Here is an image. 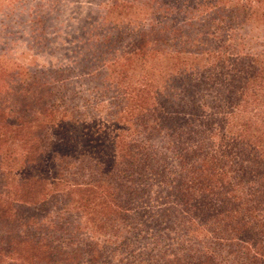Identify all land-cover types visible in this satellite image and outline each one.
Returning <instances> with one entry per match:
<instances>
[{
  "label": "trees",
  "instance_id": "trees-1",
  "mask_svg": "<svg viewBox=\"0 0 264 264\" xmlns=\"http://www.w3.org/2000/svg\"><path fill=\"white\" fill-rule=\"evenodd\" d=\"M259 12L264 0H111L76 61L7 63L10 81L46 90L47 118L0 108V264H264V51L236 40ZM100 92L117 132L94 143L112 164L77 151ZM58 150L69 179L50 174Z\"/></svg>",
  "mask_w": 264,
  "mask_h": 264
},
{
  "label": "rangeland",
  "instance_id": "rangeland-1",
  "mask_svg": "<svg viewBox=\"0 0 264 264\" xmlns=\"http://www.w3.org/2000/svg\"><path fill=\"white\" fill-rule=\"evenodd\" d=\"M110 1L111 0H0V28H3L0 31V108L5 109L7 114L14 113V116L17 118H23V116L28 118L32 114L36 115L37 112L35 111L39 109L36 105L38 102L37 100L42 97L41 95L43 93H46V90L44 91L42 88L40 90H31L23 86H33V83L27 84L10 81L8 74H11L14 69L7 66V63L9 64L11 60H14L16 63L23 66L24 69H27L30 68L29 66L47 68L49 65L59 64L61 61L68 63L76 61L79 59V56H72L69 60L66 54L69 52L71 53L72 47L82 41L78 36L83 28H88V26L92 24V28H94V25L102 20V18H99L95 22L93 18L96 15L104 16V7ZM48 4H53V6H48ZM57 4H59L58 7ZM16 12L17 18L12 20L7 19L10 13ZM48 16H51V20L47 23ZM247 22L244 28L248 30L250 36L253 38L245 35V30H238L237 32H240V35L236 34L237 42L246 50L252 48L251 52H256L254 50L256 48L264 51V45L261 44L263 41L261 36L264 34V18L261 16V12H259L258 16H255ZM182 26V23L176 22L175 28H180ZM11 28H13L14 31H11ZM174 44H176V41H174ZM157 48L158 46L154 47V49ZM233 49L234 51H238L236 48ZM14 73L17 75V72ZM18 75L24 78L20 72ZM139 79L146 82L145 69L129 78L128 82L137 84ZM26 89L31 92V95L25 97L34 98L33 102H29V104H31L29 107H26L28 104L24 97V95L27 94ZM112 96V93L109 92H100L95 95V100H97L95 111L99 118L97 120L94 119L97 117L96 116L91 119L92 115L82 114L84 122H81V131L85 135L83 138L85 145L77 146L84 147L83 149H77V151L86 150L87 152H93V156H104L108 164L113 163V156L110 152H107L106 149L108 148L104 146H100L99 153H96L97 147L94 140L103 137L107 138L112 132H117V130H112L110 128L113 127V123L115 122L112 120V116L114 115L113 113L107 112L111 106ZM101 101L103 103H100ZM98 108L100 110H98ZM38 116L47 118V112H45V116L42 114L36 115L34 117L36 118L35 122L38 120ZM63 116L64 113L60 112L57 118ZM115 119L116 118H114V120ZM93 122L100 123V128H96ZM61 128L62 125L59 123L55 131H52L55 140L54 143H60L59 136L64 134ZM127 128H129L125 133L127 137L130 136V134H132L131 138L135 137V131L130 129L131 127ZM59 147L60 149L62 148L63 151L69 152L67 151L69 148ZM60 152L62 151L58 150L50 153V159L47 164L53 163L54 167V170L50 171V174L56 176L57 172V176L61 177L58 173L62 172L64 173L65 179H69V177L65 175L66 171H64L63 166L56 169V165L60 163L62 159L61 155L64 154ZM80 153L81 152L76 153V151L73 150L72 155L78 156ZM64 155L66 156L67 154L65 153ZM65 179L64 181L66 182ZM143 229L144 234L146 229L145 227H143ZM149 233L151 232L147 233L146 230L145 234L148 235Z\"/></svg>",
  "mask_w": 264,
  "mask_h": 264
}]
</instances>
